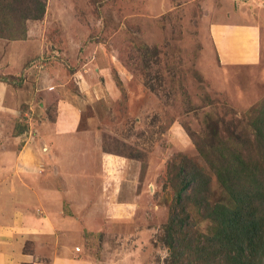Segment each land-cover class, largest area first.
Here are the masks:
<instances>
[{
  "label": "rangeland",
  "instance_id": "1",
  "mask_svg": "<svg viewBox=\"0 0 264 264\" xmlns=\"http://www.w3.org/2000/svg\"><path fill=\"white\" fill-rule=\"evenodd\" d=\"M12 1L0 0V23L13 20L0 24V58L32 25L41 47L30 46L38 55L26 67L41 71V117L77 105L100 161L90 196L50 172L61 193L0 217L20 213L30 222L20 228L34 230L35 217L56 215L61 240L41 246L71 249L78 263L264 264V55L252 66L232 47L240 36H218L229 50L214 41L231 18L249 23L262 0H45L40 20ZM243 193L256 231L239 236L249 245L239 255L224 243Z\"/></svg>",
  "mask_w": 264,
  "mask_h": 264
},
{
  "label": "crops",
  "instance_id": "2",
  "mask_svg": "<svg viewBox=\"0 0 264 264\" xmlns=\"http://www.w3.org/2000/svg\"><path fill=\"white\" fill-rule=\"evenodd\" d=\"M249 1L238 0L244 6ZM261 2L264 5V0ZM254 7L255 10L248 11L254 15L251 14L249 23L247 20L237 23L231 20L233 17L214 35L217 46L225 50L229 49L217 41L219 35L225 31L240 36L242 44L232 47L240 51L244 46L245 51L238 58L252 66L262 62L264 55V9L257 12V5ZM32 34V25H27L25 39L4 42L0 58V210L7 211L9 215L16 214L17 207L39 208L41 201L48 202L47 198L61 193V189L52 182V185L47 184L51 179L50 172L54 173V178L61 176L62 172L67 173V188L70 190L65 191L68 190L71 195L72 191H77L82 198L90 196L95 181L96 160L100 161L90 146L87 131L79 129L81 111L77 110V105L65 109L70 118L62 112V108H58L59 105L53 121H45L41 117L44 106L41 100V71L26 67L28 59L38 55L30 46L41 47V40ZM37 68L41 69V66ZM11 76L12 80H19L8 81ZM85 92L90 93L91 89L86 88ZM15 129L19 130L12 135ZM105 158L104 161L108 159ZM49 203L53 209L62 206L56 201ZM19 214L0 217V225L6 226L4 233H0V264H87L75 261L71 249L59 250L55 246L46 249L45 245L41 246V242H54L55 245L61 240L58 226L63 223L56 215L51 214V217L42 220L35 217L37 229L30 230L20 228L22 224L29 226L30 222L28 217ZM14 225L19 227L11 229ZM29 240L34 245L31 253L23 248Z\"/></svg>",
  "mask_w": 264,
  "mask_h": 264
},
{
  "label": "trees",
  "instance_id": "3",
  "mask_svg": "<svg viewBox=\"0 0 264 264\" xmlns=\"http://www.w3.org/2000/svg\"><path fill=\"white\" fill-rule=\"evenodd\" d=\"M21 2L25 5L23 14L20 13L21 18H23L24 20H28V19L40 20L42 18L45 12V0H13L12 4L20 5L19 3ZM0 7H1L0 10L5 9L4 6L0 5ZM12 21L13 20L4 22V20H2L0 24L9 26V25H13ZM9 39L16 40L13 38H9ZM207 179L208 178H206V183H208ZM237 200L241 201L242 206L241 208L232 209L228 211L230 217L228 218V220H226V222L229 232L225 236L226 241L224 245L226 246L227 249L233 248L234 250L235 247L238 251V254L241 255L243 254V252H246V250H248L249 245H247L245 241L240 242L238 238L240 235H244V236L249 235L250 232L252 234V237H248L249 240L254 238L255 236L254 232L256 231L255 230L256 222L253 220V218H251V215L246 211V209H250V207L246 205L248 196L245 194L242 197L241 196L237 197Z\"/></svg>",
  "mask_w": 264,
  "mask_h": 264
}]
</instances>
